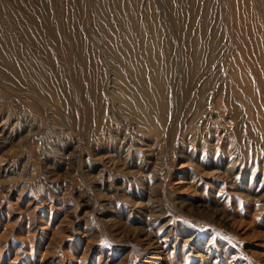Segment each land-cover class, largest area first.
I'll list each match as a JSON object with an SVG mask.
<instances>
[{
    "label": "rangeland",
    "instance_id": "rangeland-1",
    "mask_svg": "<svg viewBox=\"0 0 264 264\" xmlns=\"http://www.w3.org/2000/svg\"><path fill=\"white\" fill-rule=\"evenodd\" d=\"M123 15L173 60L158 131L123 127L111 103L120 65L101 27ZM78 42L101 145L79 142L67 109ZM31 61L52 110L21 78ZM0 264H264V0H0Z\"/></svg>",
    "mask_w": 264,
    "mask_h": 264
},
{
    "label": "bare ground",
    "instance_id": "bare-ground-1",
    "mask_svg": "<svg viewBox=\"0 0 264 264\" xmlns=\"http://www.w3.org/2000/svg\"><path fill=\"white\" fill-rule=\"evenodd\" d=\"M151 7L152 6H150L149 8L151 9ZM99 8L101 12H105L108 10V7H105L104 5H101ZM133 16H134L133 12L130 11L128 19H130L131 21L132 19L135 20ZM120 17H121V21L123 22V24L121 23L123 26L120 24V27L118 29L113 28L112 25H110L111 22L108 16L106 17L107 26L106 27L102 26L101 27L102 30L100 29L107 41V49H109L111 52H114L113 54H115L116 59H118V64L120 65V67L117 68L118 70L115 72L114 75L116 87L114 88L115 91L113 92L114 94L112 96L114 97V99L111 100V103L116 104L118 102L119 104L118 110L121 111L123 109L124 113H126L128 117L131 118L129 119L128 117H123L125 120L123 127L130 126V122H135L137 128L144 130L146 129L149 130L150 132H154L156 130L158 131L160 125L163 124V121H165L168 117L167 116L168 107L167 105H165L164 93L169 91L168 87L170 86V82L168 81L167 77H169L170 70L168 69V66L171 64L173 60L169 58L168 56L169 54L159 45L157 41L158 39H157L156 31L153 32L149 30L147 31L146 29H144V27H142L143 31H141L140 33H141V37L143 38V41L142 43L137 41L135 42L130 37L131 33L133 34L134 29L133 30L130 29L131 24L128 23V21L126 22L127 20L126 16L123 15ZM134 26H132V28H134ZM138 26L139 25L137 24V28H139ZM79 44L81 43L78 42L77 45H74L73 50L71 48L68 49L71 53H74L75 50L78 51L77 53L79 54L78 55L76 54L78 61L73 60L72 58L73 56L72 57L70 56V58L68 57L65 59V63L67 64V67L69 69L68 71H71L72 73L74 71L75 73V77L73 81L75 98L74 100L69 102L67 109H70L75 114L73 116L74 120L72 122L78 129L80 143L84 141V137L87 136L86 134H90L89 135L90 137H92L91 136L92 134L94 140H97L98 142L100 141L102 143L103 140L104 139L107 140L109 136H107L108 131L107 129H105L106 126H103V123L102 122L100 123L98 120V115H97L98 113L95 111L96 121L98 120L96 128L89 126L88 124L89 121L85 120L88 113L87 111L88 106L85 103H83L80 98L81 93L80 90L78 89L80 83L79 82L77 83V79H79L80 77L81 80V78L84 77L86 73H88V71L85 69L86 67L84 66V63L82 61L84 51L81 49V45L79 47ZM199 44H197V46ZM200 45L198 48L197 46H195L196 50L194 48L195 50L194 53L192 48V50L190 51L187 50L183 54L184 55L183 61L184 62L187 61V65L185 64L187 67L186 69L187 71L184 70V73L180 75L179 78L182 79L181 83H185L187 87L189 86L187 72L188 73L194 72L195 74V72H197L198 70L197 68L199 67L200 60L202 59L203 53H202V47ZM141 47L144 48L145 50L144 56H142L140 53ZM84 49L86 48L84 47ZM7 56L9 57V54L6 53V56L3 57L1 56V58H5ZM36 63L40 65L39 68L40 67L42 68L40 61L37 62L31 61L28 63L26 68H24L26 69V71H24L21 74V78L27 83L29 87H31V91L33 93L39 95L42 98L41 100L44 101L45 104L50 105V108L52 110V106H53L52 97L48 95L46 92H44L45 88L47 87L51 88L52 86L50 77L49 76L44 77L43 75H41L42 78H40L38 76L39 75L38 72L31 70V68L33 69L32 66L35 65ZM18 70L20 69L18 68ZM71 72L70 74H72ZM76 93L79 95L78 97L76 96ZM93 110L95 109L93 108ZM52 113L54 118L62 114L59 112L57 107L56 108L53 107ZM175 129L176 128L174 127L169 129L170 130L169 135L170 133L173 135ZM117 135L120 134L116 133L114 134V137L117 138ZM100 142L98 144L101 145ZM120 143H121L120 146H117L118 152L121 149H124V146L126 144L125 139L120 140Z\"/></svg>",
    "mask_w": 264,
    "mask_h": 264
}]
</instances>
